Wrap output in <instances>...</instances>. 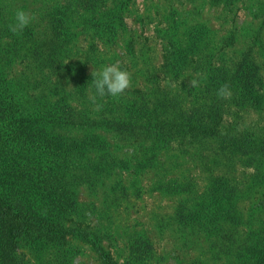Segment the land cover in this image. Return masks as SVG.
<instances>
[{
    "label": "rangeland",
    "instance_id": "rangeland-1",
    "mask_svg": "<svg viewBox=\"0 0 264 264\" xmlns=\"http://www.w3.org/2000/svg\"><path fill=\"white\" fill-rule=\"evenodd\" d=\"M0 196V264H264V0H0Z\"/></svg>",
    "mask_w": 264,
    "mask_h": 264
},
{
    "label": "trees",
    "instance_id": "trees-1",
    "mask_svg": "<svg viewBox=\"0 0 264 264\" xmlns=\"http://www.w3.org/2000/svg\"><path fill=\"white\" fill-rule=\"evenodd\" d=\"M75 2V1H74ZM93 2H86V4H92ZM90 12V10L88 11ZM113 10L108 11L103 16L108 18L107 20H101L90 15L89 20L83 19L84 23L90 25L94 32H103L105 27H109V21L113 17ZM58 30V28H57ZM113 29L111 30V32ZM58 33V32H57ZM60 37L63 36L62 33H58ZM31 39L34 43L42 41L41 37L36 34H31ZM38 53V57H49L43 49H40L37 44H33ZM38 216L31 214L24 207L16 202L8 201L0 196V245L3 253L8 254L16 246L17 239L25 233L31 232L37 224Z\"/></svg>",
    "mask_w": 264,
    "mask_h": 264
},
{
    "label": "clouds",
    "instance_id": "clouds-1",
    "mask_svg": "<svg viewBox=\"0 0 264 264\" xmlns=\"http://www.w3.org/2000/svg\"><path fill=\"white\" fill-rule=\"evenodd\" d=\"M31 20L32 17L28 12L23 9H16L13 13V22L9 24V28L14 33L22 32L31 23ZM92 77V85L100 97L109 95L119 98L131 83L130 73L116 63L101 65L98 70L93 71ZM191 83L195 86L197 82L193 80ZM217 94L227 97L230 95V90L227 86H222L218 89Z\"/></svg>",
    "mask_w": 264,
    "mask_h": 264
}]
</instances>
